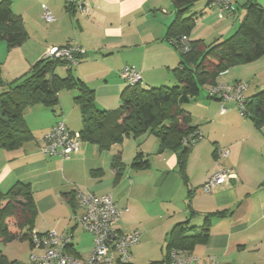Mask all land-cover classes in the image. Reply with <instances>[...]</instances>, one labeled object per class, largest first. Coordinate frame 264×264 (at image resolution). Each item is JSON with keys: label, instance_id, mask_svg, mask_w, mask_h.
<instances>
[{"label": "crops", "instance_id": "1", "mask_svg": "<svg viewBox=\"0 0 264 264\" xmlns=\"http://www.w3.org/2000/svg\"><path fill=\"white\" fill-rule=\"evenodd\" d=\"M231 2L235 12L222 18L205 0L184 3L181 9L186 11L180 18L194 22L189 39L205 45L225 39L237 29L248 3L264 8V0ZM86 7L87 14L82 15L66 11L65 0H12L11 11L21 17L28 35L10 52L21 57L8 72L12 78L24 74L51 48L72 45L86 53L74 65L73 76L95 92L99 110H112L120 104V94L127 86L119 78L124 67L136 69L146 89L173 83L172 71L180 56L168 43L166 33L176 18L174 0H88ZM44 8L54 18L50 24L43 20ZM4 61L7 59L0 58L1 65ZM247 68L260 81L264 77V57L228 70L217 82L248 83L242 74ZM0 72L4 82L6 74ZM61 73H66L65 67L55 70L59 77ZM73 91L61 92L59 105L53 110L42 106L27 109L23 118L30 139L14 150H0V192L8 191L16 182L30 186L37 209L33 232H55L63 239L68 254L85 259L92 250L93 238L86 232L89 238L84 239L85 231L74 220L78 213L75 193L111 194L120 207L128 208L116 228L140 235L138 244L130 249L128 264H161L166 237L174 225L189 222V226L199 228L207 214L227 210L225 215L210 219L204 243L188 252L177 251L205 264L212 258L219 264H264V128H256L232 101L203 102L195 111L187 112L190 126L199 130L202 139L186 156V185L178 174L177 153H159L158 140L148 133L126 137L107 150L81 142L78 153L69 159L45 158L40 152L42 141L57 121L63 120L70 132L79 133L81 129L80 110L74 102L77 94ZM218 151H227V157L218 156ZM139 153L147 160V169L132 167ZM117 158L122 165L119 171L114 168ZM221 168L231 169L235 177L209 194L199 191ZM33 254L40 255L41 250L34 249Z\"/></svg>", "mask_w": 264, "mask_h": 264}, {"label": "trees", "instance_id": "2", "mask_svg": "<svg viewBox=\"0 0 264 264\" xmlns=\"http://www.w3.org/2000/svg\"><path fill=\"white\" fill-rule=\"evenodd\" d=\"M191 2L174 0L177 13L167 29L168 42L182 36L188 37L192 31V19L180 18L186 11L181 9L183 4ZM11 4L12 0H0V41H5L9 50L20 47L28 38L23 21L12 13ZM65 9L72 11L66 5ZM85 54H74L72 60L76 64ZM178 54L180 62L172 71L178 85L146 89L141 86L142 80L135 85L126 84L120 94L118 108L110 111L96 108L94 91L73 76L71 66L75 64L64 58L44 57L31 67L30 73L24 74L9 87L7 85L8 90L0 93V150H14L30 139L31 133L23 118L27 109L42 106L53 110L59 105L61 92L74 90L77 92L74 102L79 107L81 117V142L107 150L112 145L121 144L126 137L151 134L159 142V153L166 150L177 153L178 174L186 185L185 160L193 146L183 145L182 140L199 130L190 126L188 113L182 106L198 96L203 86L217 83L218 77L225 71L264 57V8L254 2L248 3L237 29L230 36L210 45H205L201 40H190L189 51ZM60 65L66 68L65 77L55 74ZM4 85L0 79V87ZM244 107L243 116L256 128H264V89L245 97ZM142 158V154H137L132 167L147 169L148 162ZM121 167L117 158L114 168L119 171ZM226 213L227 210H222L207 214L204 225L199 228L189 226V222L174 225L166 237L162 263L172 250L188 252L195 245L204 243L209 233L210 219ZM36 216L35 200L28 184L16 182L8 191L0 192V242L28 240L33 248L30 234ZM0 264L15 263L9 262L0 251Z\"/></svg>", "mask_w": 264, "mask_h": 264}, {"label": "built area", "instance_id": "3", "mask_svg": "<svg viewBox=\"0 0 264 264\" xmlns=\"http://www.w3.org/2000/svg\"><path fill=\"white\" fill-rule=\"evenodd\" d=\"M88 0H65V5L75 12L86 15ZM182 2L191 0H178ZM197 1V0H192ZM210 9L218 13L222 18L226 13H234L235 8L231 0H205ZM43 20L46 24L54 21L53 16L44 8ZM177 52L186 53L190 49L189 37L182 36L168 42ZM74 54L83 55L84 50L78 46L66 45L60 48H51L47 56L52 58H64L75 64L72 60ZM227 73L225 71L222 74ZM221 74V75H222ZM119 78L127 85H135L141 82L140 73L132 67H124L119 72ZM248 85L244 83H215L206 86L207 98L219 101L221 104L232 101L243 116L245 112V90ZM221 112H225L222 106ZM201 133L194 132L184 137L183 145L194 146L201 140ZM81 143L80 135L77 132H70L64 121H57L49 132L44 136L40 152L43 157L49 158L59 156L62 159H69L79 151ZM227 151H218V156L227 157ZM235 177L231 169L221 168L201 186V191L209 194L216 186L228 183ZM75 199L78 213L74 220L85 232L93 238V247L89 256L85 259H78L68 254L64 249V241L55 232L45 234H30L31 244L34 249L41 250V254L33 256L30 264H126L130 258V249L139 242V233L121 232L116 228V223L128 208L120 207L111 194L96 196L88 192L77 191ZM163 264H205L200 263L196 258L185 252L172 250L168 259ZM207 264H219L211 259Z\"/></svg>", "mask_w": 264, "mask_h": 264}, {"label": "rangeland", "instance_id": "4", "mask_svg": "<svg viewBox=\"0 0 264 264\" xmlns=\"http://www.w3.org/2000/svg\"><path fill=\"white\" fill-rule=\"evenodd\" d=\"M2 48H3V51H2ZM11 51H13V49L12 50L7 49L5 41H0V58L2 60L7 59V62L4 61V65L0 64V69L6 74V79H7L3 82L5 85L0 87V93H2L5 90H8V87L10 86L9 84H12L15 80L19 79L24 74L30 73V70H31V67H30V68H28V70H26V72L24 74H22V75L19 74V76H17L15 79L12 78V76L8 72L14 70V68H15L14 65L17 63L18 60H19L18 63L21 62V57L18 55V53H10ZM62 67L63 66L60 65L57 68H62ZM73 67H74V65L71 66L72 69H73ZM248 68H251V67H248ZM248 68L243 69V71H242V74L244 75V77H246L247 81H249L248 83L247 82H243V83L245 85H248L250 83L249 86H247V88L245 90V93H244L245 97L255 95L256 93H258L259 91L264 89V77H262L260 81L255 80L254 76L252 75L253 71L251 69H248ZM65 75H66V73H61L60 77H65ZM172 81H173L172 84H169V85L160 84L157 87H160V86L172 87V86L178 85V83L175 79H173ZM121 82L125 85V83L123 81H121ZM7 85H8V87H7ZM73 92H75L77 94L76 91H73ZM214 101H216V100H214ZM203 102H205V103L213 102V100L207 98L206 86H203L200 89L198 96H196L195 98H192L188 104L183 105L182 109L189 113V111H195L197 109L198 105H200ZM217 102H219V101H217ZM118 106H119V104L117 106H115L114 108H112V110L117 109ZM110 110L111 109L103 110V111H110ZM236 110H237V108H236ZM210 160H211V152H208V154L206 156V162L209 163ZM198 190L200 191L201 189L198 188ZM197 220L198 219H196L194 222L197 223ZM195 225H200V223L195 224ZM83 234H84V239L89 238V236L87 235L86 232L85 233L83 232ZM33 250L34 249L31 248V245H30L28 240L16 239V240L11 241L9 243L0 242V251L5 255V257L7 258V260L9 262H14L15 264H30L31 259L34 256Z\"/></svg>", "mask_w": 264, "mask_h": 264}]
</instances>
